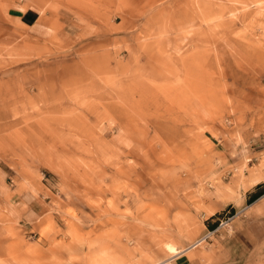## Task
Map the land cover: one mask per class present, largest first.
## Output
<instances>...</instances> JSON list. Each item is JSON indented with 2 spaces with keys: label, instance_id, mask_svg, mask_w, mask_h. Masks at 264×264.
Listing matches in <instances>:
<instances>
[{
  "label": "rangeland",
  "instance_id": "rangeland-1",
  "mask_svg": "<svg viewBox=\"0 0 264 264\" xmlns=\"http://www.w3.org/2000/svg\"><path fill=\"white\" fill-rule=\"evenodd\" d=\"M259 183L264 0H0V264H219Z\"/></svg>",
  "mask_w": 264,
  "mask_h": 264
},
{
  "label": "crops",
  "instance_id": "crops-1",
  "mask_svg": "<svg viewBox=\"0 0 264 264\" xmlns=\"http://www.w3.org/2000/svg\"><path fill=\"white\" fill-rule=\"evenodd\" d=\"M37 11L34 9H27L21 12V23L25 26H32L37 21ZM242 224H238L240 227ZM245 237L250 245L248 247L243 246V240ZM250 232H245L241 228H237L232 238H229L227 242L223 243V249L220 251L219 260L217 263L225 264H238V263H264V246L256 247L258 238ZM213 255V253H212ZM214 257V256H213ZM167 259V258H166ZM165 260V259H164ZM166 264H215L209 262L207 259H202L200 254L190 256L188 253H183L179 256L172 257Z\"/></svg>",
  "mask_w": 264,
  "mask_h": 264
},
{
  "label": "bare ground",
  "instance_id": "bare-ground-1",
  "mask_svg": "<svg viewBox=\"0 0 264 264\" xmlns=\"http://www.w3.org/2000/svg\"><path fill=\"white\" fill-rule=\"evenodd\" d=\"M203 241H204V238H201V239L195 241L194 244L191 245L189 248H181V247H179L173 243L168 242V243H166V249H168V251L171 253V255H172L171 257H176V256H179V255L197 247L198 245L202 244ZM170 260H171V258L166 259V260L159 262L157 264H166Z\"/></svg>",
  "mask_w": 264,
  "mask_h": 264
},
{
  "label": "trees",
  "instance_id": "trees-1",
  "mask_svg": "<svg viewBox=\"0 0 264 264\" xmlns=\"http://www.w3.org/2000/svg\"><path fill=\"white\" fill-rule=\"evenodd\" d=\"M262 187H264V183L257 184L256 188L258 190L248 195V203L254 202L256 199H258L264 193V189L260 190ZM230 207L234 211V208L232 206H230ZM217 224H218V222H214V223L208 222V227L210 229H214L217 226Z\"/></svg>",
  "mask_w": 264,
  "mask_h": 264
},
{
  "label": "built area",
  "instance_id": "built-area-1",
  "mask_svg": "<svg viewBox=\"0 0 264 264\" xmlns=\"http://www.w3.org/2000/svg\"><path fill=\"white\" fill-rule=\"evenodd\" d=\"M208 237H209L208 235H206V236H205V238H204V239H205V241L207 240V238H208Z\"/></svg>",
  "mask_w": 264,
  "mask_h": 264
}]
</instances>
